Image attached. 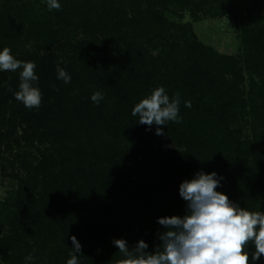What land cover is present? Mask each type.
Returning <instances> with one entry per match:
<instances>
[{
    "label": "trees",
    "instance_id": "trees-1",
    "mask_svg": "<svg viewBox=\"0 0 264 264\" xmlns=\"http://www.w3.org/2000/svg\"><path fill=\"white\" fill-rule=\"evenodd\" d=\"M249 1L58 0L49 10L47 0H4L0 51L36 64L42 100L26 108L14 97L22 69L0 71V177L19 181L0 200V264H67L72 236L78 264H116V239L154 252L158 218L188 214L179 186L201 171L264 212V0ZM207 7L233 15L243 53L221 54L176 20ZM160 86L180 94L181 122L158 136L131 113Z\"/></svg>",
    "mask_w": 264,
    "mask_h": 264
},
{
    "label": "clouds",
    "instance_id": "clouds-1",
    "mask_svg": "<svg viewBox=\"0 0 264 264\" xmlns=\"http://www.w3.org/2000/svg\"><path fill=\"white\" fill-rule=\"evenodd\" d=\"M49 10H59L58 0H47ZM29 50L31 45L27 46ZM34 62L18 60L9 47L0 51V71L19 72V90L14 93L17 101L26 108H39L42 94L34 82L38 81ZM57 78L70 83L71 77L65 69L57 67ZM104 98L100 91L91 95L94 104ZM180 94L174 98L166 94L164 87L152 90L151 94L141 99L132 109V116H138V123L157 125L156 135H164L159 126L167 122L180 123ZM191 101H185L190 108ZM220 179L212 172H198L195 178L185 180L179 186V194L187 202L188 214L158 218V223L165 229L159 235L161 244L154 252H147L148 244L140 240L132 249L124 239H116L114 245L124 258L116 264H252L264 256V212L241 208L229 197L217 191ZM73 248L67 264H78L76 254L81 253V244L75 236L71 237ZM252 244L255 252L249 255L248 246ZM31 262L33 256L25 257Z\"/></svg>",
    "mask_w": 264,
    "mask_h": 264
},
{
    "label": "rangeland",
    "instance_id": "rangeland-1",
    "mask_svg": "<svg viewBox=\"0 0 264 264\" xmlns=\"http://www.w3.org/2000/svg\"><path fill=\"white\" fill-rule=\"evenodd\" d=\"M28 1V0H27ZM34 1V0H30ZM246 5L250 3L245 0ZM4 0H0V10L5 11L3 7ZM177 22L190 25L197 38L205 45L212 47L215 51L225 54L238 56L243 53V44L241 33L236 25L235 19L231 14H221L214 7H207L205 11L192 15L185 11L176 17ZM245 87L248 90L249 75L245 74ZM248 124V133L251 126ZM19 186V181L9 176L0 177V200L4 201L7 197L15 193ZM3 219V216H2ZM0 217V234L6 231V226Z\"/></svg>",
    "mask_w": 264,
    "mask_h": 264
}]
</instances>
